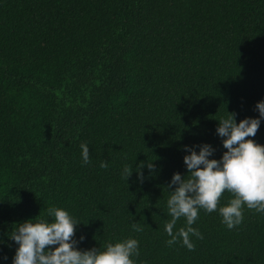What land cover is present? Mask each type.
Returning a JSON list of instances; mask_svg holds the SVG:
<instances>
[{"label":"trees","instance_id":"16d2710c","mask_svg":"<svg viewBox=\"0 0 264 264\" xmlns=\"http://www.w3.org/2000/svg\"><path fill=\"white\" fill-rule=\"evenodd\" d=\"M261 100L264 0H0L3 264L17 247L8 235L50 207L82 221L81 249L136 238V264H264L255 209L232 229L201 210L193 250L164 231L171 177L188 171L184 146L209 143L219 159L217 119L257 117ZM249 138L264 144V120Z\"/></svg>","mask_w":264,"mask_h":264},{"label":"clouds","instance_id":"9594fccd","mask_svg":"<svg viewBox=\"0 0 264 264\" xmlns=\"http://www.w3.org/2000/svg\"><path fill=\"white\" fill-rule=\"evenodd\" d=\"M256 110L259 112L257 117H246L239 123L236 114L230 112L217 119L216 133L223 138L226 149L219 159L210 158L215 148L209 143L184 146L187 174L175 172L168 185L169 190L175 185L166 201L170 219L166 221L164 231L169 237L168 245L179 240L187 249H194L192 237L204 238L198 228L193 227L201 210L218 211L221 223L228 229L241 224L244 207L264 214V144L246 139L256 135L264 120V100L257 102ZM80 148L83 163H89L88 145L81 143ZM107 166L106 162L100 164L102 168ZM147 167L153 169L155 164L149 162ZM133 171L132 164H125L122 178L127 181ZM137 172L142 177L143 173ZM225 191L232 196L218 207ZM181 217L185 219V225L175 228ZM81 222L66 208L50 207L46 216L39 215L19 223L8 235L17 245L12 264H136L134 257L140 253L139 241L134 237L108 242L99 248H79V242L85 237L80 236L79 240L74 237ZM131 228L135 232L143 230L138 222ZM5 260L6 256L0 259V264Z\"/></svg>","mask_w":264,"mask_h":264}]
</instances>
